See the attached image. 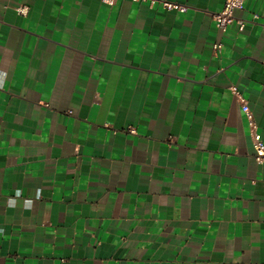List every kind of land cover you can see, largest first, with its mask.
Here are the masks:
<instances>
[{"label":"crops","instance_id":"crops-1","mask_svg":"<svg viewBox=\"0 0 264 264\" xmlns=\"http://www.w3.org/2000/svg\"><path fill=\"white\" fill-rule=\"evenodd\" d=\"M166 1L0 0V264H264V0Z\"/></svg>","mask_w":264,"mask_h":264},{"label":"built area","instance_id":"built-area-1","mask_svg":"<svg viewBox=\"0 0 264 264\" xmlns=\"http://www.w3.org/2000/svg\"><path fill=\"white\" fill-rule=\"evenodd\" d=\"M99 1L104 4L112 5L116 0H99ZM133 1H148L150 4L154 2H159L162 6H164L167 9H175L181 12L185 11L186 9V7L182 4L169 2L166 0H133ZM243 4H244V0H225L222 8L217 12L213 13L212 17H213L214 25L217 31L221 35H223L226 32L228 25L232 22H235L237 24L239 31L243 30L245 25V20L236 18L235 16V11L241 9L243 7ZM23 10H24L23 7L21 8L19 7L17 9V11L22 14H23ZM256 17L257 15H254V18ZM221 46H222L221 42H215L213 44V49L218 51L221 48ZM229 89L232 95L236 98L237 102L239 103L240 109L246 118L249 128V138L253 149V156L256 161L263 162L264 143L261 139L260 133L257 130V125L253 118V114L250 110L249 104L247 100L244 98V96L236 88V86L231 85ZM17 196H19L18 192L15 194L13 198L9 199V203H13L15 197ZM26 204L30 205V201H26Z\"/></svg>","mask_w":264,"mask_h":264}]
</instances>
